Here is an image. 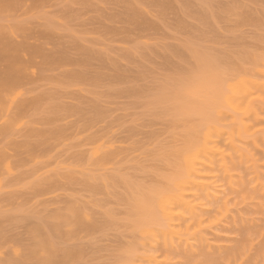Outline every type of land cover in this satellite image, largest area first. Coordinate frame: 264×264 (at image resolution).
Wrapping results in <instances>:
<instances>
[{
	"label": "rangeland",
	"instance_id": "374dc122",
	"mask_svg": "<svg viewBox=\"0 0 264 264\" xmlns=\"http://www.w3.org/2000/svg\"><path fill=\"white\" fill-rule=\"evenodd\" d=\"M4 1H7L5 7L8 8L9 6L7 10L2 7ZM12 1L14 2V0H0V7L3 8V10L0 8L1 25L12 26V23H15L14 25L20 24L17 25L18 27L21 24L25 26L21 27V30L15 28L16 26L11 30L0 26V32H3L1 27L4 30H10L4 31L3 34L11 35L10 38L16 39V42H14L19 45L24 38L25 41L30 36L37 37L35 38L36 41H34V38L25 41L28 44L31 41L36 42L35 45L31 42L33 46H30L34 48V52L29 50V46L27 49L36 57L27 52L25 47L27 45H21L23 50L20 57L23 56L24 62L28 64L27 67L24 66L25 69L20 65L22 58H20V62L18 60L19 63L11 61L15 65L18 64L14 68L15 66L13 67V63L9 62V58H7L9 60L7 62L6 56L1 55L0 57V67H6L3 60L4 63L7 62V69L10 68L8 64H12V73L16 71L13 73L14 78L17 72H22L23 75L21 74L20 77H23L25 73L28 74L29 69L27 71V68H30L31 72L29 73L31 76L28 74L24 77L33 78L34 76V80H29V77L15 78V80H20L23 85L29 83L25 85L27 87L22 88V84L21 87L18 84L21 82L16 83L15 81V85L22 88V90L29 88L27 93L30 94L23 90L24 97L27 95L28 100L31 99L30 101L33 102L25 98L26 103L28 102L27 106L25 104L27 110L22 109V107L16 110L18 115L22 116L19 117L17 113H14V116H11L12 118L15 117L14 120L10 118L5 125L3 122L6 121L7 117L4 119L0 115V119H2L0 123L3 121V127L0 125V135L2 134L4 137L0 136V139L2 138L0 143L4 146L0 147V155H2L0 158L3 157L4 162H6L4 163L0 159V168L3 167L0 170V178L4 173V176L0 179V264H127L128 260L136 264L134 258H138L137 262H143L137 264H188L189 261L190 264H195L194 262L198 261V258L200 260L196 264H203L202 262L223 264L226 258H230L229 260L232 258V261H229V263L225 261L224 264H264L261 262V260L264 261V0H24L22 3H20L22 0L20 2L16 0L19 2L15 1L18 4L17 8ZM11 7L14 8L9 13ZM4 10L6 12L2 13L1 11ZM8 10L9 12H7ZM18 31L21 33L26 32L28 35L23 33L25 34L23 38V34ZM19 37H22L20 38L22 41ZM25 42L21 44H27ZM38 43L39 45H37ZM41 50L42 53L39 54ZM46 56L50 58H46ZM34 57L37 58L36 61L38 60L36 62L38 68L37 66L34 67ZM17 59H19L18 56ZM32 59L34 60V64L31 61L33 67L29 65V60ZM43 60L49 63L44 64ZM233 63L234 66L238 65L235 66V69L234 66L231 67ZM241 64L243 66H240ZM254 65L256 67L252 68ZM207 66L208 68H206ZM5 67L4 70L0 68L1 79L8 78L6 76L9 75L8 71L10 69L7 71ZM238 67L239 71L249 72L250 76L242 75V72L239 75V71H234ZM201 68L203 70L204 68L217 70L212 69L224 86L226 81H229L225 86L226 88L224 87L226 92H223L225 96V99L223 96V101H226L227 104L223 102L224 107L222 106V109H220V105L217 109L218 113L215 111L219 119L214 117L216 115L208 117L202 115L201 112H197V108L188 102L187 93L184 91L183 85L190 80L195 70H201ZM222 70L228 74H226L227 79H225V74H220ZM36 71L39 72L36 74ZM254 71L255 74L258 73L257 77L253 75ZM4 72L7 75H4ZM39 74L40 76H38ZM9 77L8 79L14 82L13 77L11 75ZM232 78L236 80L233 81ZM31 83L32 86H35L32 87ZM30 87L32 90H30ZM229 88L231 91H228ZM237 90L244 91L239 92ZM35 93L39 95L37 96ZM41 93V98L44 100L38 98ZM245 96L248 97L244 98ZM233 97L236 98L233 99ZM239 100L243 103H240ZM42 101L43 103H41ZM36 104L38 105L36 106ZM241 106L243 109H241ZM35 107L37 108L35 109ZM29 111L31 112L30 119H28V115L30 116ZM33 111L36 112L34 117L38 115L41 117L38 116L39 119L31 120V118L34 119L32 116ZM24 117L28 119V121L24 119L25 123L22 122ZM236 117H240V119ZM41 118L44 119L37 121ZM205 120L206 122H204ZM8 121H11L10 124L13 122L16 129L14 126L11 128ZM45 121L49 124L46 128L44 127L46 125ZM260 121H263V123ZM42 122L43 126H41ZM31 123H34V125H30ZM37 123H40L39 126ZM200 123H208L205 125V130L198 127L202 125ZM232 123L234 124L233 127ZM260 123L262 126H260ZM27 124L28 126H26ZM194 124L199 125L196 127ZM29 125L30 128L27 131L26 127H29ZM208 125L209 127H207ZM22 126L26 127L23 128ZM32 126H36V129ZM251 126L255 130L252 128V130L247 129ZM20 129L24 130L19 132ZM198 129H201L204 133ZM90 132H93L92 135L95 136H91V138L94 137L95 140L100 138L99 141L102 139V142L98 141L99 144H97L98 142L96 143L93 138H89ZM212 132L220 137L215 138ZM26 133L27 135H25ZM77 133H80V138V135L75 136ZM183 133L193 136L195 142L199 141L201 147L198 144L197 150H194L196 148V145L193 146L195 144L194 139L187 141L189 135L184 136ZM29 134L32 136L29 137ZM99 134L105 137L101 138L102 136ZM200 134L202 136H199ZM34 135L39 136L40 139L34 137ZM49 135L52 137L50 140H48ZM26 136H28V140ZM85 136L89 138V141L85 139ZM13 138L20 141V146L24 143L19 148L20 150L15 146L16 141ZM30 139L31 142H28ZM221 139L224 141L222 142ZM92 140L95 141L94 144L96 143L95 145L98 148L93 145ZM104 141H107L108 145ZM35 142L41 143L40 145H47L46 148L41 146V149L39 144L36 143L39 146L38 148L41 149L40 152L43 150V155L40 152L39 154L36 153L39 150L31 152L32 145L35 146ZM221 142L222 146L219 145ZM8 144H10V147H8ZM176 144L178 146H175ZM179 145H184V147H179ZM171 146L175 147V149L173 147V155L170 154ZM219 146L223 148L220 151ZM167 147H170V150H167ZM7 148L13 150V154ZM86 148L89 152L84 151ZM180 148L187 150L189 148L190 151H187L188 156L185 154L186 151L184 149L182 151ZM160 149L164 150L161 152ZM175 150L178 153L181 151L182 154L185 151L184 154L187 157L182 155L184 160L181 161L185 165L179 161L182 158L179 156L181 154H178V158L177 155H174ZM120 151H126V154L123 152V155ZM116 153L117 155H113ZM188 153L195 155L194 158L189 157ZM4 154L8 155L5 156ZM107 154L109 155L107 156ZM88 157L89 159L91 157V160ZM43 158H45L46 164L50 161L47 167L43 166L44 160L41 161ZM52 158L55 162L51 161ZM86 158L88 161H86ZM108 158L111 159L110 162L113 161V163L111 162L113 166L110 165ZM11 159L14 160H12V163ZM212 159L213 161H211ZM47 160L49 161L47 162ZM194 160H198V163ZM207 162L215 163L209 166ZM223 162L227 163L228 166H222ZM7 163L9 165H16L17 163V169L14 166H8ZM87 164L92 168L87 167ZM181 164L185 169L182 168ZM17 166L22 169H18ZM44 167L50 168L48 170L50 174L47 172V177L46 175L43 177V174L47 171ZM101 167L105 169H101ZM174 167H177V169ZM225 167L229 168V170L227 169L228 172ZM37 168H40L41 171L45 170L41 172ZM186 168L188 169L186 170ZM192 168L193 171L195 168L196 171L199 170L197 172V174L199 173L198 176L192 171ZM3 169L6 173L5 171L2 172ZM170 169H172V173L169 172ZM13 170L16 171L13 172ZM57 170L59 171L58 176L62 177L60 179L55 176ZM191 171L192 173L189 174ZM178 173H180V177H178ZM63 174L66 177H63ZM33 175H35L34 180L32 179ZM166 177L167 182L165 181ZM4 178L6 179L4 180ZM207 179L210 182H207ZM162 180L165 182H162ZM105 181H107L106 184ZM178 181L184 182L185 188L180 189L181 185H178L180 188L176 187ZM222 181L224 182L222 183ZM38 182L40 184H36ZM216 183L217 185H212ZM165 186H168V189ZM168 191H171L172 195L168 194ZM224 191L229 192V194L232 193V195H228ZM161 193L172 200L168 197L164 198ZM156 194L159 195L160 199ZM205 196L207 197L206 200ZM153 197L155 201L157 200L156 203L151 201L154 200ZM184 197L191 201V206H195L197 211H200L197 213L198 220H196V217L191 218L192 216L189 215L188 210L182 209L183 207L181 208L178 204L186 201ZM210 197L212 198L209 199ZM162 198L169 199L170 204H167L168 201L166 200L165 203ZM161 199L164 204H167V206L173 205V207L166 206L165 211H160L162 208L158 209V206L163 205L159 201ZM176 199H182V201L177 203ZM75 202H79L82 206H78ZM208 203L210 205H207ZM66 204H68L67 207H65ZM72 204H76V209ZM139 206L142 208H139ZM154 206L156 208H153ZM82 207L83 210H81ZM174 207L177 209H175L176 211L173 209ZM65 208L69 209L66 210ZM150 208L151 210L154 209L151 213H149ZM170 208L174 213L184 211V214H187L188 217L183 215L175 217L178 219L175 220L176 223L181 222L184 226L179 225L168 228V222H166L168 220L162 214ZM213 209L214 211H212ZM67 211L75 214L69 215ZM40 212H43L52 221L48 220L46 216L43 219L44 215H41ZM55 213L63 218V223L60 222L61 219ZM78 213H82V217ZM155 213H160L161 217L164 216L162 217L164 220H161L158 214L156 216ZM72 217L76 219L74 220ZM78 217L79 219H77ZM149 217L150 221L148 223ZM189 217L190 219H188ZM57 218L60 220L59 223H55V221H58ZM140 219H142V222L139 221ZM180 219L183 220L179 221ZM67 220L72 224L71 227L69 226L70 229L68 227L70 224L66 223ZM80 220L88 222L87 224L83 222L84 225ZM143 220H146V223ZM160 220L161 222H159ZM162 221H164L165 226ZM193 221L194 224L192 225ZM150 223L152 224L150 225ZM83 225L89 231L86 232ZM79 226H83L84 228L80 229H84L85 232L84 230L79 231ZM157 226L161 229H158ZM73 228L76 229L75 232L72 231ZM164 229L167 232L173 229L172 231L175 230L173 234H175L171 235L170 238L169 235L172 232L170 234L165 232L167 234H164ZM65 231H68L69 237ZM256 231L257 234L259 233V238L255 235ZM250 232H254V234L251 235ZM77 234L79 235L76 236ZM150 238L155 241H151ZM217 238L219 241H217ZM157 239L161 241L158 243ZM260 245L261 248H258ZM140 246L146 248L141 249ZM177 246L180 247V250ZM132 249L133 251H130ZM147 249L151 250L148 252ZM172 249L175 251L173 252ZM224 250L226 252L222 253ZM165 251L167 254L164 253ZM129 254H131V257ZM168 254H173V256ZM186 254H190L189 258L194 262L192 260L185 261L187 259ZM216 254L225 257L224 261L222 260V262V257ZM250 255H253L254 258ZM141 256L143 257L141 258ZM248 259L251 263L248 262ZM200 261L202 262L200 263Z\"/></svg>",
	"mask_w": 264,
	"mask_h": 264
},
{
	"label": "bare ground",
	"instance_id": "6f19581e",
	"mask_svg": "<svg viewBox=\"0 0 264 264\" xmlns=\"http://www.w3.org/2000/svg\"><path fill=\"white\" fill-rule=\"evenodd\" d=\"M15 1H16V0H14V2L12 1V3L16 4V2H18V1L20 2L21 0H18V1H16V2H15ZM19 2H18V3H19ZM22 2H24V0H22L20 3H22ZM2 3H3V4H2V5H3L2 7H5V5L7 6V1H6V2L4 1V2H2ZM4 3H5V4H4ZM8 4H9V2H8ZM9 5H11V4H9ZM17 5H18V4H16V8H17ZM0 6H1V5H0ZM2 7H0V8H2ZM5 8H6V7H5ZM12 8H14V7H11V8H10V9H11L10 12H9V10H8L7 12L11 13V11H13ZM7 9H9V6H8V8H6V10H7ZM2 10H3V8H2ZM1 12L4 13V12H6V11L4 10V11H1ZM0 14H1V13H0ZM5 14H8V13H5ZM1 16H2V15H1ZM3 16H6V15H3ZM3 21H5V20L3 19ZM1 22H2V21L0 20V26H4L5 28L7 27V29H10V30H11V28L14 29L13 27H15V26H16L15 28H19V30H21V27L25 26V25L22 26V24H21V26L18 27L17 25H20V24L14 25L15 23H14V24L12 23V26L9 25V26H11V27H9L7 24H6V26H5V24H2V25H1ZM5 23H7V22H5ZM1 28H2V31H3V32H2V33L0 32V57H1V55H3V56H6V61L8 60L7 58H9V59H10V61L8 60L9 62L13 61L14 63H16V62L19 63V62H20V58L23 57V56L20 57V55H21V51L23 50V48L21 47V45H24V46L27 45V46H25V47H26V50L28 49V46H29V48H30L29 50L32 51L34 48H31L30 46H33V45L36 44V42H34V41H36L35 38H36L37 36H36V37H35V36H34V37L30 36V38H34V41H31V42H33V45H32V43H31L30 41H29L30 43L28 44V43L25 42V41H28L30 38H27V39L24 41V39H25V38H24V37H25L24 35L27 34V33H26V32H23V33H25V34H23V33H21L20 31H18V32H20V34H23V35H22L23 38H24V39H22L23 42L27 43V44H21V43H23V42H20V45H19V44L15 43V42H16V41H15L16 39L13 40V39H12L13 37L10 38L11 35L9 36V35H7V34H6V35L3 34V33L6 32L7 29L4 30L3 27H1ZM25 28H26V27H25ZM10 30H7V31H10ZM23 30H24V29H23ZM0 31H1V30H0ZM4 31H5V32H4ZM16 31H17V30H16ZM27 31H28V30H27ZM28 32H29V31H28ZM11 33L14 34L13 32H11ZM11 33H8V34H11ZM15 34H17V33H15ZM29 34H30V32H29ZM18 35H19V34H18ZM27 35H28V34H27ZM27 35H26V36H27ZM30 35H31V34H30ZM32 35H35V34H32ZM12 36H13V35H12ZM15 36H16V35H15ZM19 36H20V35H19ZM17 37H18V36H17ZM17 37H16V38H17ZM14 38H15V37H14ZM20 38H22V37H19V39H20ZM38 38H39V36H38ZM9 39H11V40H9ZM12 40H13V41H12ZM17 40H18V39H17ZM20 40H21V39H20ZM22 40H21V41H22ZM31 40H32V39H31ZM39 40H40V38H39ZM14 41H15V42H14ZM17 42H18V41H17ZM40 43H41V42H40ZM30 44H31V45H30ZM37 45H39V43H38ZM35 47H37V46H35ZM38 47L40 48V46H38ZM41 47H42V46H41ZM36 49H38V48H36ZM29 50H27L28 53H31V55H35V54H33L32 52H30ZM39 51H40V50H39ZM39 51H38V52H39ZM43 51H45V50H43ZM33 52H34V50H33ZM24 53H26V52H24ZM28 53H27V54H28ZM40 53H42V50H41V52H39V54H40ZM17 54H18V55H17ZM22 54H23V53H22ZM46 54H47V52H46ZM3 56H2V57H3ZM17 56L19 57V59H17ZM24 56H25V55H24ZM40 56H41V55H40ZM44 56H45V55H44ZM35 57H36V55H35ZM35 57H34L35 61H34L33 59H32V60H29V61H30L29 65H31V63L34 61L35 64H34V62H33L32 64H34V65H35L34 67L36 68V66H37V64H38V63L36 64V62H37L38 60L36 61L37 58H35ZM42 57H43V55H42ZM42 57H41V58H42ZM3 58H4V57H3ZM28 58H29V57H28ZM43 58H44V57H43ZM46 58H50V57H47V56H46ZM0 59H1V58H0ZM16 59H17V60H16ZM30 59H31V58H30ZM18 60H19V62H18ZM22 60H23V58H22ZM22 60H21V62H22ZM46 60H47V59H46ZM48 60H49V59H48ZM209 60H210V59H209ZM8 61H7V62H8ZM31 61H32V62H31ZM49 61H50V60H49ZM201 61H202V60H201ZM206 61H208V60L206 59ZM206 61H205V63L207 64ZM0 62H1V61H0ZM4 62H5V61L3 60V64H6V67L4 66V67L6 68V70L8 71V70L10 69V70L8 71V72H9V75L6 76V77L10 78V77H9L10 75L13 77V76H14L13 73H15L16 71H13V73H12V70H13V68H12V66H11L12 64L10 65V63H9L8 65L10 66V68L7 69V67H8V66H7V62H6V63H4ZM13 62H11V63H13ZM21 62H20L21 67L25 69V67H27L28 64H27L26 62H24V60H23L22 64H23V63H24V64H23V66H22ZM43 62H44V60H43ZM46 62H48V61H45L44 64H45ZM203 62H204V61H203ZM210 62H211V61H210ZM210 62H209V63H210ZM14 63H13V67L15 66L14 68H16V67L18 66V64L15 65ZM48 63H49V62H48ZM25 64H26V65H25ZM212 64H213V63H212ZM20 65H19V66H20ZM208 65H209V64H208ZM210 65H211V64H210ZM1 66H2V65H1ZM24 66H25V67H24ZM31 66L33 67V65H31ZM232 66H234V63L231 65V67H232ZM235 66H238V65H235ZM235 66L233 67L234 69L236 68ZM240 66H243V65L241 64ZM4 67H0V68H2V69L4 70ZM32 67H31V68H32ZM203 67H205V66L203 65ZM203 67H202V68H203ZM255 67H256V65H254L252 68H255ZM257 67H258V66H257ZM11 68H12V70H11ZM18 68H20V67H18ZM37 68H38V66H37ZM202 68H201V70H203ZM206 68H208V66H207ZM214 68H215V66H214ZM214 68H211V69H214ZM218 68L220 69L219 66H218ZM233 68H231V69H233ZM240 68H241V67H240ZM243 68H244V67H243ZM28 69H29V72H31V71H30V68H27V71H28ZM33 69H34V68H33ZM33 69H32V70H33ZM204 69H205V68H204ZM231 69H230V71H232ZM238 69H239V67L237 68V70H234V71H239ZM257 69H258V68H257ZM257 69H256V70H257ZM6 70H5V71H6ZM20 70H21V69H20ZM214 70H215V69H214ZM225 70H226V69H225ZM253 70H254V69H253ZM7 71H6V72H7ZM24 71H26V70H24ZM27 71H26V72H27ZM39 71H40V70H39ZM39 71H38V72H39ZM215 71H217V70H215ZM1 72H3V71H1ZM6 72H4V73H5L4 75H7ZM29 72H28V74H30ZM34 72H35V71H34ZM38 72L36 71V74H37ZM224 72H225V73H224ZM224 72H223V70H222V71L220 72V74L223 73V74L226 75V74H227L226 71H224ZM241 72H242V75H243V74H244L245 76H246V75H247V76L249 75V72H246V71H244L245 73H243V71H239V75L241 74ZM257 72H258V71H257ZM10 73H11V74H10ZM18 73H19V72H17V75L15 74V75H16V76H15L16 79H17V78H23L24 76L28 75V74L25 73V75H24L23 77H20V75L22 74V72H20L19 74H18ZM234 73H235V72H234ZM246 73H247V74H246ZM32 74H33V73H32ZM235 74H236V73H235ZM235 74H234V75H235ZM257 74H258V73L255 74V71H254V74H253V75H254L255 77H257ZM22 75H23V74H22ZM22 75H21V76H22ZM225 75H224V76H225ZM227 75H228V74H227ZM227 75H226V78H225V79L228 78ZM260 75H261V74H260ZM260 75H259V76H260ZM29 76H31V74H30ZM29 76H27V77H29ZM32 76H33V75H32ZM36 76H37V75H36ZM38 76H40V74H39ZM41 76H42V74H41ZM237 76H238V75H237ZM237 76H236V77H237ZM249 76H250V75H249ZM27 77H24V78H27ZM236 77H235V78H236ZM261 77H262V76H261ZM8 78H7V79H6V78H5V79H1V78H0V79L2 80V81L0 80V113H1L0 115H1L2 118H4V119L7 117V118L5 119L6 121L4 120L5 122L2 121L3 124H5V125L7 124V120H9L10 118L14 120L15 117L12 118L11 116H12L14 113H17V112H18V111H16L17 109H21V107H22V109H23V108H24V109L27 108V107H25V104H26V106H27L28 102L26 103V101H27L28 98H29V97H26L27 95H25V97H24V92H23V90H24V91L26 90L25 92L27 93V89H29V88H25V89L22 90V88H23V87H27V86H25V85H28L29 83H24L25 85H23L22 82H21L20 80H15L14 77L12 78V79H14V82H13V80L11 81V79L9 80ZM31 78H32V77H31ZM31 78L29 77V80H34V79H33L34 76H33L32 79H31ZM36 78H37V77H36ZM238 78H239V77H238ZM250 78H251V77H250ZM236 79H237V78H236ZM236 79H233V78H232L233 81L236 80ZM258 79H259V78H258ZM262 79H263V78H262ZM38 80H39V77H38ZM15 81H16V83H18V81H20L21 83H18V84H20V85H19L20 87H21V84H22V88H20V87H18L17 85H15V84H16ZM23 81H24V80H23ZM259 81H260V80H259ZM34 82H36V81H34ZM228 82H229V81H226L225 86H226V84H227ZM31 86H32V83H31ZM34 86H35V85H34ZM34 86H32V87H34ZM225 86H224V87H225ZM30 88H31V87H30ZM225 88H226V87H225ZM30 90H32V88H31ZM35 90H36V89H35ZM250 90H251V89H250ZM259 90H260V89H259ZM33 91H34V90H33ZM36 91H37V90H36ZM228 91H231L230 88L228 89ZM235 91H236V90H235ZM237 91H239V90H237ZM241 91H242V90H241ZM241 91H239V92H241ZM243 91H244V90H243ZM243 91H242V92H243ZM260 91H261V90H260ZM260 91H259V92H260ZM28 92H29V91H28ZM31 92H32V91H31ZM224 92H226V90H224ZM233 92H234V90H233ZM257 92H258V91H257ZM38 93H39V91H38ZM229 93H230V92H229ZM27 94H30V93H27ZM35 94H36V93H35ZM236 94H237V92H236ZM240 94L243 95L242 93H240ZM260 94H261V93H260ZM32 95H33V94H32ZM36 95L38 96L39 94H36ZM44 95H45V94H44ZM34 96H35V95H34ZM223 96H224V95H223ZM252 96H253V95H252ZM31 97H32V96H31ZM41 97H42V93H41L40 97H38V98H41ZM247 97H248V96H247ZM247 97L245 96L244 98H247ZM250 97H251V96H250ZM262 97H263V96H262ZM25 98H27V100H26ZM35 98H36V97H35ZM38 98H37V99H38ZM235 98H236V97H233V99H235ZM41 99L44 100L43 98H41ZM224 99H225V96H224ZM30 100H31V99H29L28 101H30ZM45 101H46V100H45ZM236 101L238 102V100H236ZM30 102H32V101H30ZM223 102L225 103L226 101H223ZM237 102H236V103H237ZM239 102H240V103H241V102L243 103V101H240V100H239ZM246 102H247V100H246ZM32 103H33V102H32ZM41 103H43V101H42ZM45 103H46V102H45ZM229 103H230V102H229ZM257 103H259V102H257ZM226 104H227V102H226ZM37 105H38V104H36V106H37ZM241 105H244V104H241ZM246 105H247V104H246ZM23 106H24V107H23ZM34 106H35V105H34ZM222 106H223V105L221 104V108H220V109H222ZM229 106H230V105H229ZM236 106H237V105H236ZM238 106H239V105H238ZM260 106H261V105H260ZM263 106H264V105H263ZM30 107H31V106H30ZM32 107H33V106H32ZM191 107H192V106H191ZM223 107H224V106H223ZM233 107L235 108L234 105H233ZM233 107H232V108H233ZM33 108H34V107H33ZM36 108H37V107H35V109H36ZM40 108H41V107H40ZM195 108H196V107H195ZM232 108H231V109H232ZM234 108H233V109H234ZM31 109H32V108H31ZM38 109H39V108H38ZM48 109H49V108H48ZM54 109H55V108H54ZM241 109H243L242 106H241ZM244 109H245V108H244ZM25 110H27V109H25ZM33 110H34V109H33ZM185 110H186V109H185ZM224 110H225V108H224ZM235 110H236V109H235ZM15 111H16V112H15ZM35 111H36V110H35ZM38 111H39V110H38ZM38 111H37V112H38ZM50 111H51V110H50ZM216 111H217V110H216ZM227 111H228V110H227ZM29 112H30V111H29ZM41 112H42V111H41ZM54 112H55V110H54ZM185 112H186V111H185ZM197 112H199V111H197ZM19 113H20V112H19ZM24 113H25V112H24ZM32 113H33L32 116H33L34 119L31 118V120H36L37 118L39 119V118L41 117L40 115H38V116H40V117H38L37 115H36L37 117H34V113H36V112L33 111ZM42 113H43V112H42ZM217 113H218V111H217ZM238 113H239V112H238ZM21 114H22V113H21ZM26 114L28 115V113H26ZM26 114H25V115H26ZM43 114H44V113H43ZM45 114H46V113H45ZM226 114H227V113H226ZM261 114H262V112H261ZM3 115H5V116H3ZM17 115H18V113H17ZM25 115H24V116H25ZM202 115H203V114H202ZM214 115H216V112H215ZM214 115H213V116H214ZM217 115H218V114H217ZM217 115L214 116V117H218ZM13 116H14V115H13ZM18 116L20 117V116H22V115H18ZM46 116H47V115H46ZM56 116H57V114H56ZM230 116H231V115H230ZM253 116H254V115H253ZM255 116H256V115H255ZM255 116H254V117H255ZM28 117H29L28 119H30V117H31V112H30V116L28 115ZM202 117L204 118V116H202ZM202 117H201V118H202ZM227 117H228V116H227ZM249 117H250V116H249ZM16 118H17V117H16ZM26 118H27V116H26ZM56 118H57V117H56ZM221 118H222V117H221ZM231 118H232V116H231ZM236 118H237V117H236ZM24 119H25V117L22 119V122H24L25 120L28 121V119H25V120H24ZM43 119H44V118H43ZM43 119L41 118L40 120H37V121H41V120H43ZM218 119H219V117H218ZM218 119H217V120H218ZM228 119H229V118H228ZM237 119H240V117H238ZM0 120H2V119H0ZM31 120H30V121H31ZM201 120H202V119H201ZM225 120H226V119H225ZM230 120H231V119H230ZM248 120H250V119H248ZM252 120H253V119H252ZM15 121H16V119H15ZM15 121H14V122H15ZM19 121H20V119H19ZM55 121H56V119H55ZM221 121L223 122V119H222ZM2 122L0 123L1 126L3 125ZM10 122H11V121H10ZM10 122L8 121V124H10ZM31 122H33V121H31ZM43 122H44V121H43ZM43 122H42V125H41V126H43ZM45 122H46V121H45ZM200 122H201V121H200ZM202 122H203V121H202ZM204 122H206V120H205ZM207 122H208V121H207ZM219 122H220V120H219ZM227 122H228V121H227ZM231 122H233V121L231 120ZM240 122H241V121H240ZM240 122H238V123L240 124ZM248 122H249V121H248ZM251 122H252V121H251ZM260 122H261V121H260ZM20 123H21V121H20ZM24 123H25V122H24ZM24 123H23V124H24ZM235 123H237V122H235ZM261 123H263V121H262ZM261 123H260V126H262ZM12 124H13V122H12ZM12 124H10L11 128L15 125V124H13V125H12ZM28 124H29V122H28ZM28 124H27L26 126H28ZM32 124L34 125V123H31L30 125H32ZM35 124H36V122H35ZM37 124H38V123H37ZM39 124H40V123H39ZM39 124H38V126H39ZM45 124H46V125H45L44 127L46 128V126H47L48 123L46 122ZM200 124H202V125H199V124H197V125L194 124V125H196V127L199 125L198 127L204 129V128L206 127L205 125L208 124V123H206V124H205V123H200ZM203 124H204V125H203ZM219 124H220V123H219ZM5 125H4V126H5ZM16 125H17V124H16ZM20 125H21V124H20ZM30 125H29V127L24 126V127L27 128V131H28V128H30ZM48 125H49V124H48ZM187 125H188V124H187ZM187 125H186V126H187ZM191 125H192V124H191ZM194 125H193V126H194ZM231 125H232V127L234 126L233 123H232ZM245 125H246V124H245ZM248 125H249V123H248ZM254 125H255V124H254ZM10 126H9V128H10ZM36 126H37V125H36ZM36 126H32V127H34V128L36 129ZM41 126H40V127H41ZM223 126H224V125H223ZM2 127H3V126H2ZM15 127H16V126H14V128H15ZM22 127H23V126H22ZM22 127H21V128H22ZM24 127H23V128H24ZM32 127H31V129H33ZM40 127H38V128H40ZM194 127H195V126H194ZM207 127H209V125H208ZM224 127L226 128V126H224ZM11 128H10V129H11ZM17 128H18V127H17ZM210 128H211V126H210ZM221 128H222V126H221ZM242 128H243V127H242ZM251 128H252L253 130H255V128H254L253 126L247 128V129L252 130ZM1 129H2V128H1ZM15 129H16V128H15ZM15 129H14V130H15ZM223 129H224V128H223ZM226 129H227V128H226ZM22 130H24V129H22ZM22 130L20 129L19 132H21ZM33 130H34V129H33ZM37 130H38V129H37ZM37 130H36V131H37ZM47 130H48V127H47ZM198 130H200V132H203V131H201V129H198ZM198 130H197V131H198ZM204 130H205V129H204ZM206 130H207V129H206ZM187 131H188V130H187ZM187 131H184V132L186 133ZM261 131H262V130H261ZM33 132H34V131H33ZM40 132H41V130H40ZM44 132H45V131H44ZM0 133H1V132H0ZM22 133H23V132H22ZM90 133H91V132H90ZM90 133H89V134H90ZM92 133H93V132H92ZM92 133H91L90 135L88 134V135L90 136L89 138H91V136H94V135H92ZM188 133H190V132H188ZM203 133H204V132H203ZM214 133H215V132H214ZM3 134H4V133H3ZM40 134H41V133H40ZM42 134H43V132H42ZM93 134H94V133H93ZM183 134H184V133H183ZM212 134H213V132H212ZM243 134H244V133H243ZM261 134H262V133H261ZM1 135H2V134H1ZM1 135H0V136H1ZM25 135H27V133H26ZM25 135H24V136H25ZM38 135H39V134H38ZM78 135H80V133H77V135H75V136L77 137ZM88 135H87V136H88ZM99 135L102 136L101 138L105 137V136H103V135H101V134H99ZM185 135H189V136H188L189 139H187V141H189V140H193V139H194L193 136H191L190 134H184V136H185ZM214 135H215V134H213V136H214ZM217 135H218V134H217ZM217 135H215V138H216V137H217V138L220 137V136L218 137ZM244 135H245V134H244ZM244 135H243V136H244ZM252 135H253V134H252ZM252 135H251V136H252ZM24 136H23V137H24ZM30 136H32V135L29 134V137H30ZM44 136H45V134H44ZM47 136H48V135H47ZM100 136H99V137H100ZM199 136H202V135L200 134ZM213 136H211V138H213ZM253 136H254V135H253ZM26 137H27V140H28V136H26ZM34 137L40 139L39 136L37 137V136L34 135ZM45 137H46V136H45ZM45 137H44V138H45ZM80 137H81V135L79 136V138H80ZM82 137H83V136H82ZM94 137H95V136H94ZM94 137H92V138L94 139ZM182 137H183V136H182ZM188 137L186 136V138H188ZM190 137H191L192 139H191ZM225 137H226V135H225ZM245 137H246V136H245ZM245 137H243V138H245ZM256 137H257V136H256ZM2 138H4L3 135H2ZM2 138H1V139H2ZM51 138H52V137H50V135H49V139H48V140H50ZM89 138H86V136H85V139L88 140V141H89ZM92 138H91V139H92ZM96 138H97V136H96ZM106 138H107V137H106ZM183 138H185V137H183ZM201 138H202V137H200V139H201ZM248 138H249V137H248ZM252 138H253V137H252ZM1 139H0V140H1ZM11 139H12V138H11ZM11 139H10V141H11ZM13 139H14V138H13ZM21 139H22V138H21ZM25 139H26V138H25ZM81 139H82V138H81ZM83 139H84V138H83ZM91 139H90V140H91ZM99 139H100V138H98L97 140H95V139H94V140H95L96 143H97V142L99 141ZM104 139H105V138H104ZM224 139H225V138H224ZM7 140H8V139H7ZM14 140L16 141V139H14ZM14 140H13V141H14ZM33 140H34V139H33ZM94 140H92V141H93V145L96 144V143L94 144V142H95ZM101 140H102V139H101ZM101 140H100V141H101ZM182 140H183V139H182ZM184 140H185V139H184ZM211 140H212V139H211ZM217 140H218V139H217ZM221 140H222V139H221ZM226 140H227V139H226ZM10 141H9V142H10ZM13 141H12V142H13ZM15 141H14V142H15ZM36 141H37V140H36ZM39 141H40V140H39ZM39 141H38V142H39ZM45 141H46V140H45ZM45 141H44V143H45ZM100 141H99V142H100ZM201 141H203V139H201ZM215 141H216V140H215ZM223 141H224V140H222V142H223ZM228 141H229V140H228ZM0 142H1V141H0ZM2 142H3V141H2ZM6 142L8 143V141H6ZM28 142H31V139H30V141H28ZM38 142H35V146L37 145L36 143H38ZM99 142H98L97 144H99ZM101 142H102V141H101ZM180 142H181V141H180ZM198 142H199V141H198ZM198 142H195V139H194V143H195V144H194L193 146L196 145V148L194 147V148H195L194 150H197V146H198V144H199V146L201 145V144L198 143ZM219 142H220V141H219ZM222 142H221V144H219L220 146H222ZM259 142H260V140H259ZM3 143H5V142H3ZM7 143H6V144H7ZM18 143H19V145L17 146ZM22 143H23V142H22ZM22 143H21V144H22ZM33 143H34V142H33ZM46 143H47L48 145H50V143H48L47 141H46ZM104 143H106V144L108 145V142H107V141H104ZM109 143H111V142H109ZM184 143H185V141H184ZM191 143H193V142L191 141ZM196 143H197V144H196ZM201 143H202V142H201ZM203 143H204V142H203ZM206 143H207V142H206ZM208 143H209V141H208ZM215 143H216V142H215ZM0 144H1V143H0ZM10 144H11V142H10ZM10 144H8V147H10V146H9ZM14 144H15V143H14ZM23 144H24V143H23ZM23 144H22V145H23ZM26 144H27V143H26ZM26 144H25V145H26ZM38 144H39V143H38ZM40 144H41V143H40ZM40 144H39L40 147H41V146H44V145H40ZM111 144H112V143H111ZM111 144H110V145H111ZM204 144H205V143H204ZM216 144H217V143H216ZM2 145H3V144H1L0 147H1ZM4 145H5V144H4ZM22 145H21V146H22ZM93 145H92V146H93ZM102 145H104V144H102ZM112 145H114V144H112ZM6 146H7V145H6ZM15 146L18 147V149H19V148L21 147V146H20V141L17 140ZM32 146H33V147L31 148V152H32V151H38V150H39L38 152H36L37 154H39V152H40V150L42 149V147H41V149H40V148H38V147H39L38 145H37V147H35L34 144H33ZM45 146H47V145H45ZM45 146H44V148H46ZM95 146H96V145H95ZM99 146H100V145H99ZM115 146H116V145H115ZM115 146H114V148H115ZM175 146H178V144H176ZM180 146H181V147H184V145H179V147H180ZM203 146H204V145H203ZM207 146H208V144H207ZM220 146H219V151H220V149H223V148H220ZM223 146H224V145H223ZM2 147H4V146H2ZM12 147H13V146H12ZM26 147H27V146H26ZM26 147H25V149H26ZM30 147H31V146H30ZM96 147H97V146H96ZM96 147H95V149H96ZM108 147L110 148L111 146H108ZM112 147H113V146H112ZM160 147H161V146H160ZM162 147H163V146H162ZM173 147H174V146H171L172 150L170 151V152H171L170 154H172V155H173V152H172V151L175 149V147H174V149H173ZM185 147H186V146H185ZM200 147H201V146H200ZM22 148H24V147H22ZM22 148H21V149H22ZM28 148H29V147H28ZM33 148H34V150H33ZM36 148H37V149H36ZM97 148H98V147H97ZM119 148H120V147H119ZM121 148H122V147H121ZM164 148H165V147H164ZM177 148H178V147H177ZM192 148H193V147H192ZM204 148H205V147H204ZM3 149H5V148H3ZM7 149H8V148H7ZM12 149H13V148H12ZM14 149H15V148H14ZM48 149H50V148H48ZM86 149H87V148H86ZM86 149H85L84 151H85V152H86V151L89 152V150H88L89 147H88L87 150H86ZM99 149H100V148H99ZM99 149H98V150H99ZM180 149H181V148H180ZM180 149H179V150H180ZM183 149L186 151V153H185L186 155H187V151H188V152L190 151L189 148H188V150L185 149V148H182L181 150L183 151ZM200 149H201V148H200ZM253 149H254V148H253ZM1 150H2V149H1ZM8 150H9V152H11V153H12V151H13V150H11V149H8ZM19 150H20V149H19ZM45 150H46V149H45ZM90 150H91V149H90ZM100 150H101V149H100ZM102 150H103V149H102ZM104 150H105V148H104ZM163 150H164V149H162V150L160 149L159 151L162 152ZM167 150H170V147H169V148L167 147ZM176 150H177V149H176ZM176 150H175L174 155H175V156L177 155V156H176L177 158H178L179 156H180V158L182 157L181 160H179V161H180V163H183V164H184V162H181V161L184 160V156H185L184 152H185V151H184L183 154H182L181 151L178 153ZM205 150H206V149H205ZM213 150H214V148H213ZM22 151H23V150H22ZM42 151H43V150H42ZM42 151L40 152L41 154L43 153ZM91 151H92V150H91ZM106 151H107V150H106ZM115 151L117 152V150H115ZM1 152H2V151H1ZM25 152H26V151H25ZM44 152H45V151H44ZM123 152H125L124 154H126V151H120V153H122V154H123ZM168 152H169V151H168ZM176 152H177V153H176ZM199 152H200V150H199ZM225 152H226V151H225ZM256 152H257V151H256ZM3 153H5V152H3ZM27 153H28V151H27ZM49 153H51V152H49ZM90 153H91V152H90ZM96 153H97V152H96ZM101 153H103V152H101ZM108 153H109V152H108ZM223 153H224V152H223ZM1 154H2V153H1ZM12 154H13V153H12ZM52 154H53V152H52ZM124 154H123V155H124ZM127 154H128V153H127ZM178 154H181V155L178 156ZM188 154H189V153H188ZM234 154H235V152H234ZM259 154H260V153H259ZM4 155H5V154H4ZM7 155H8V154H7ZM7 155H5V156H7ZM31 155H32V154H31ZM42 155H43V154H42ZM90 155H91V154H90ZM90 155H88V156H90ZM103 155H104V154H103ZM105 155H106V153H105ZM108 155H109V154H107V156H108ZM113 155H117V153H116V154H113ZM113 155H112V157L114 158ZM182 155H184V156H182ZM196 155H197V154H196ZM217 155H218V154H217ZM1 156H2V155H0V157H1ZM10 156H12V155H10ZM36 156H37V155H36ZM44 156H45V155H44ZM97 156H98V155H97ZM127 156H128V155H127ZM187 156H188V155H187ZM187 156H185V157H187ZM190 156H191V158L193 159L195 155H190V154H189V157H190ZM192 156H193V157H192ZM201 156H202V155H201ZM246 156H247V155H246ZM20 157H21V156H20ZM27 157H28V156H27ZM48 157H50V156H48ZM53 157H54V156H53ZM99 157H101V156H99ZM116 157H117V156H116ZM125 157H126V156H125ZM125 157H124V158H125ZM198 157H200V156H198ZM202 157H203V156H202ZM202 157H201V158H202ZM208 157H210V156H208ZM216 157H217V156H216ZM12 158H14V157H12ZM39 158H42V157H39ZM54 158H55V157H54ZM54 158H52V160H51L52 162L54 161V160H53ZM96 158H98V157H96ZM121 158H122V155H121ZM196 158H197V157H196ZM201 158H199V159H201ZM0 159H1V158H0ZM6 159H8V157H6ZM17 159H18V158H17ZM19 159H21V158H19ZM23 159H24V158H23ZM44 159H45V158H43L42 160L40 159V160L43 161ZM46 159H47V158H46ZM49 159H50V158H49ZM88 159H89V157H88ZM98 159H99V160H102L101 158H98ZM122 159H123V158H122ZM182 159H183V160H182ZM197 159H198V158H197ZM202 159H203V158H202ZM206 159H207V158H206ZM210 159H211V158H210ZM213 159H214V158H213ZM213 159H212L211 161H213ZM1 160H3V162L5 161V160L3 159V157H2ZM12 160H13V159L10 160L11 163H12ZM21 160H22V159H21ZM57 160H58V159H57ZM89 160H91V157H90ZM95 160H96V159H95ZM109 160H111V159L108 158V161H109ZM113 160H114V159H113ZM186 160H187V159H186ZM253 160H254V159H253ZM6 161H7V160H6ZM8 161H9V160H8ZM10 161H9V164H10ZM13 161H14V160H13ZM36 161H37V159H36ZM48 161H49V160H47V162H48ZM86 161H88L87 158H86ZM96 161H97V160H96ZM194 161H195V160H194ZM197 161H198V160H197ZM197 161H195V162H197ZM200 161H201V160H200ZM205 161H206V160H205ZM207 161H208V159H207ZM216 161H217V160H216ZM224 161H225V159H224ZM0 162H1V161H0ZM20 162H21V161H20ZM38 162H39V160H38ZM43 162H44V165H43V166H46V167H47V165L49 164L50 161L48 162V164L45 163V162H46L45 160H44ZM43 162H40V163H43ZM54 162H55V161H54ZM109 162H110V161H109ZM111 162L113 163V161H111ZM111 162H110V165H112ZM115 162L117 163V161H115ZM115 162H114V164H116ZM203 162H204V160H203ZM235 162H236V161H235ZM4 163H6V162H4ZM31 163H32V162H31ZM89 163H90V162H89ZM197 163H198V162H197ZM205 163H206V162H205ZM207 163H208V162H207ZM214 163H215V162H214ZM214 163H213V164H214ZM216 163H217V162H216ZM220 163H221V162H220ZM1 164H2V163H1ZM7 164H8V163H7ZM9 164H8V166H14V167L16 168L17 163H16V165H12V164L9 165ZM50 164H51V163H50ZM52 164H53V163H52ZM208 164H209V166L213 165V164L210 163V162H209ZM210 164H211V165H210ZM242 164H243V163H242ZM242 164H241V166H243ZM18 165H19V163H18ZM41 165H42V164H41ZM57 165H58V164H57ZM62 165H63V164H62ZM87 165H88V164H87ZM98 165H99V163H98ZM101 165H102V164H101ZM167 165H168V164H167ZM179 165H180V164H179ZM181 165H182V164H181ZM184 165H185V164H184ZM218 165H219V164H218ZM223 165L226 166V167L228 166V164H227V163H224V162H223L222 166H223ZM230 165H231V164H230ZM6 166H7V165H6ZM20 166H21V165H20ZM59 166H60V165H59ZM64 166H65V165H64ZM112 166H113V165H112ZM112 166H111V167H112ZM170 166H171V165H170ZM195 166H196V165H195ZM197 166H198V165H197ZM17 167H18V166H17ZM24 167H25V165H24ZM40 167H41V166H40ZM49 167H50V165H49ZM60 167H61V166H60ZM62 167H63V166H62ZM66 167H67V166H66ZM87 167L92 168L90 165H88ZM95 167H96V166H95ZM104 167H105V166H104ZM172 167H173V166H172ZM179 167H181V166H179ZM215 167H216V166H215ZM226 167H225V168H226ZM2 168H3V167H2ZM2 168H0V170H1ZM5 168H6V167H5ZM8 168H9V167H8ZM8 168H7V169H8ZM12 168H13V167H12ZM19 168H21V167H18V169H19ZM30 168H31V167H30ZM44 168H45V167H44ZM50 168H51V167H50ZM50 168H48V169L45 168L47 171H46V173L43 174V177H44V175H46V174L48 175V173L50 174V172H48V170H49ZM54 168H55V167H54ZM63 168H64V167H63ZM85 168H86V167H85ZM108 168H109V167H108ZM114 168H115V167H114ZM114 168H113V169H114ZM174 168L177 169V167H174ZM174 168H173V169H174ZM182 168L185 169V167H184L183 165H182ZM197 168H199V167H197ZM16 169H17V168H16ZM21 169H22V168H21ZM37 169H39V170L41 171L40 168H37ZM45 169H44V170H45ZM61 169H62V168H61ZM86 169H88V168H86ZM101 169H105V168H102V167H101ZM187 169H188V168H186V170H187ZM195 169H196V168H195ZM195 169H194V171H193V168H192V171H193L194 173H196V176H198L199 173L197 174V172H198L199 170L196 171L197 169H196V170H195ZM202 169H203V168H202ZM205 169H206V168H205ZM207 169H208V168H207ZM227 169L229 170V168H226V169H225V170L228 172ZM256 169H257V168H256ZM256 169H255V170H256ZM9 170H10V169H9ZM23 170H24V169H23ZM30 170H31V169H30ZM30 170H28V171H30ZM39 170H38V171H39ZM44 170H43V171H44ZM51 170H52V169H51ZM54 170H55V169H54ZM74 170H75V169H74ZM95 170H98V169H95ZM233 170H234V169H233ZM237 170H238V169H237ZM4 171H5V170L3 169L2 172H4ZM14 171H16V170H13V172H14ZM21 171H22V170H21ZM43 171H41V172H43ZM52 171H53V170H52ZM66 171H67V170H66ZM108 171H110V170L108 169ZM178 171H179V170H178ZM184 171H185V170H184ZM192 171H191L189 174H191ZM195 171H196V172H195ZM205 171H206V170H205ZM240 171H241V170H240ZM246 171H247V170H246ZM18 172H19V171H18ZM18 172H17V173H18ZM47 172H48V173H47ZM88 172H89V170H88ZM103 172H104V171H103ZM169 172L172 173V172H173L172 169H170ZM175 172H176V171H175ZM188 172H189V171H188ZM200 172H202V171H200ZM206 172H207V171H206ZM212 172H213V171H212ZM212 172H210V173H212ZM220 172H221V171H220ZM220 172H219V173H220ZM0 173H1V171H0ZM5 173H6V171H5ZM25 173H26V172H25ZM52 173H53V172H52ZM67 173H68V171H67ZM67 173H66V174H67ZM69 173L71 174V172H69ZM203 173H204V172H203ZM219 173H216V174H219ZM222 173L224 174V171H223ZM222 173H221V174H222ZM29 174H30V173H29ZM64 174H65V172H64ZM64 174H63V177H66V176H64ZM108 174H109V173H108ZM175 174H176V173H175ZM179 174H180V173L177 174L178 177H180ZM205 174H206V173H205ZM223 174H222V175H223ZM241 174H242V172H241ZM47 175H46V177H47ZM53 175H54V174H53ZM53 175H52V176H53ZM58 175H59V171L57 170V175H55V176L57 177ZM60 175H61V174H60ZM71 175H72V174H71ZM103 175H104V174H103ZM109 175H110V174H109ZM192 175H194V174H192ZM209 175H210V174H209ZM212 175H214V174H212ZM227 175H228V174H227ZM3 176H4V173H2V177H3ZM29 176H30V175H29ZM34 176H35V175L32 176V179H33ZM67 176H68V174H67ZM72 176H73V175H72ZM201 176H202V175H201ZM242 176H243V175H242ZM2 177H1V178H2ZM5 177L7 178V176H5ZM46 177H45V179H46ZM49 177H50V175H49ZM56 177H55V178H56ZM58 177H59V176H58ZM58 177H57V178H58ZM60 177H61V176H60ZM60 177H59L58 179H60ZM70 177H71V176H70ZM111 177H112V176H111ZM204 177H205V175H204ZM214 177H215V176H214ZM218 177H219V176H218ZM246 177H247V175H246ZM1 178H0V179H1ZM6 178H4V180H5ZM34 178H35V177H34ZM51 178H53V177H51ZM57 178H56V179H57ZM61 178H62V177H61ZM109 178H110V177H109ZM161 178H162V177H161ZM196 178H197V177H196ZM207 178H208V177H207ZM223 178H225V177H223ZM247 178H248V177H247ZM67 179H68V178H67ZM166 179H167V177L165 178V181H166ZM201 179H202V178H201ZM201 179H200V180H201ZM7 180H8V178H7ZM33 180H34V179H33ZM36 180H37V179H36ZM106 180H107V179H106ZM186 180H187V179H186ZM209 180L211 181L212 178L209 179ZM209 180L207 179V182H210ZM217 180H218V179H217ZM2 181H3V180H2ZM46 181H47V180H46ZM108 181H109V179H108ZM163 181H164V180H162V182H163ZM165 181H164V182H165ZM4 182H6V181H4ZM34 182H35V181H34ZM48 182H49V181H48ZM48 182H47V183H48ZM50 182L52 183L53 180L50 181ZM106 182H107V181H105V184H106ZM166 182H167V181H166ZM188 182H190V181H188ZM223 182H224V181H222V183H223ZM228 182H229V181H228ZM246 182H247V181H246ZM1 183H3V182H1ZM6 183H7V182H6ZM6 183H5V185H6ZM174 183H175V182H174ZM191 183H192V181H191ZM193 183H194V181H193ZM211 183H212V182H211ZM36 184H40V183L38 182V183H36ZM53 184H54V183H53ZM162 184H163V183H162ZM251 184H252V183H251ZM2 185H4V184H2ZM33 185H34V184H33ZM160 185H161V184H160ZM176 185H177L176 187H178V188L181 187L180 189L185 188V186H186V185L184 184V182H179V181L177 182ZM178 185H181V186L179 187ZM182 185H183V186H182ZM191 185H192V184H191ZM212 185H217V183H216V184H212ZM226 185H227V184H226ZM232 185H233V184H232ZM35 186H36V185H35ZM222 186H223V184H222ZM222 186L220 185L221 190H222ZM2 187H3V186H2ZM41 187H42V186H41ZM157 187H158V186H157ZM165 187L167 188L168 186H165ZM165 187H164V188H165ZM174 187H175V185H174ZM174 187H173V188H174ZM206 187H207V189H208V185H207ZM220 187L218 186L219 189H220ZM246 187H247V186H246ZM0 188H1V187H0ZM166 188H165V189H166ZM213 188H214V187H213ZM223 188H224V187H223ZM231 188H232V187H231ZM2 189H3V188H2ZM2 189H1V190H2ZM159 189H161V188H159ZM167 189H168V188H167ZM189 189H191V188L189 187ZM204 189H205V188H204ZM227 189H228V188H227ZM177 190H178V189H177ZM198 190H199V189H198ZM209 190H210V189H209ZM229 190H230V189H229ZM229 190H228V191H229ZM179 191H180V190H179ZM194 191H195V190H194ZM252 191H253V190H252ZM252 191H251V193H252ZM161 192H162V191H161ZM166 192H167V190H166ZM168 192H169V191H168ZM172 192H173V191H172ZM183 192H184V190H183ZM186 192H187V191H186ZM191 192H193L192 189H191ZM191 192H190V193H191ZM196 192H197V190H196ZM199 192H200V190H199ZM204 192H205V191H204ZM211 192L214 193L212 190H211ZM217 192H218V191H217ZM217 192H215V194H217ZM221 192H222V191H221ZM224 192H226V191H224ZM152 193H155V192H152ZM197 193H198V192H197ZM226 193H227V192H226ZM168 194H171V191H170ZM227 194H228V195H230V194L232 195V193L229 194V192H228ZM227 194H226V195H227ZM253 194H255V193H253ZM152 195H153V194H152ZM157 195H158V194H156V196H157ZM171 195H172V194H171ZM186 195H187V193H186ZM196 195H197V194H196ZM149 196H150V195H149ZM161 196H164V195L161 193ZM188 196H189V195H188ZM198 196H199V195H198ZM198 196H197V198H198ZM200 196H201V195H200ZM202 196L204 197V195H202ZM210 196H211V195H210ZM217 196H218V195H217ZM167 197H168L167 195L164 196V198H167ZM205 197H206V196H205ZM258 197H259V195H258ZM164 198H162V199H164ZM168 198H170V197H168ZM177 198H178V197H177ZM185 198H186V197H184V200H185ZM189 198H190V196H189ZM189 198H188V199H189ZM211 198H212V197H210L209 199H211ZM234 198H235V196H234ZM150 199H151V198H150ZM153 199H154V197H153ZM158 199H160L159 195H158ZM162 199L159 200V201H161V202L163 203V205H162L161 202H160V204H161L160 206H161V207H159L158 205H156V206H158V209H159V208H162V209H160V211H161V210H162V211H165L167 204H170V203H169V199H167V200L164 199V202H165V200L168 201L167 204H164V202H163ZM170 199H171V198H170ZM193 199H194V198H193ZM195 199H196V198H195ZM199 199H200V197H199ZM201 199H202V198H201ZM206 199H207V197L205 198V200H206ZM231 199H232V198H231ZM148 200H149V199H148ZM171 200H172V199H171ZM176 200H177V203H178L179 201H182V199H176ZM176 200H173V201H176ZM212 200H213V199H212ZM216 200H217V199H216ZM234 200H235V199H234ZM139 201H140V200H139ZM146 201H147V200H146ZM151 201H155V199H154V200H151ZM156 201H157V200H156ZM156 201H155V203H156ZM173 201H172V202H173ZM202 201H204V200H202ZM238 201H239V199H238ZM142 202H143V201H142ZM142 202H141V203H142ZM200 202H201V201H200ZM205 202H206V201H205ZM75 203H76V202H75ZM138 203H139V202H138ZM148 203H150V202H148ZM148 203H146V205H148ZM153 203H154V202H153ZM155 203H154V204H155ZM165 203H166V202H165ZM173 203H174V202H173ZM177 203H176V204H177ZM194 203H195V200H194ZM210 203H211V200H210ZM76 204H78V206H79V205L82 206V204H80L79 202H77ZM76 204H74V205L72 204L73 207H75V209H76ZM174 204H175V203H174ZM178 204H180L181 208L183 207L182 209H184V210L187 209V210H188L189 215L192 216L191 218L196 217V220H198V219H197V213L200 212V211H197V208H196L195 206H191V204H192L191 201H188L187 198H186V201H184V202H182V203H178ZM178 204H177V206H178ZM64 205H65V204H64ZM67 205H68V204H66L65 207H67ZM146 205H145V206H146ZM205 205H206V204H205ZM207 205H210V204L208 203ZM222 205H223V204H222ZM229 205H230V203H229ZM142 206H143V205H142ZM145 206H144V208H145ZM152 206H153V204H152ZM156 206H154L153 208H156ZM164 206H165V207H164ZM168 206H170V205H168ZM168 206H167V207H168ZM174 206H175V205H174ZM177 206H176V207H177ZM212 206H214V205H212ZM69 207H70V206H69ZM136 207H137V206H136ZM140 207H141V206H139V208H140ZM163 207H164V208H163ZM170 207L172 208L173 205H171ZM210 207H211V206H210ZM219 207H222V206H219ZM251 207H252V206H251ZM63 208H64V207H63ZM71 208H72V207H71ZM141 208H142V207H141ZM144 208H143V209H144ZM148 208H149V206L147 207V209H148ZM171 208H170V210L167 209L168 211L165 212V213L163 212V214H162V215L165 216V217H164V216H162V217L167 218L166 220H168V221H166V222H168V224H167V225L169 226L168 228H172V227H176V226H179V225H183V224H181V222L176 223L177 221H175V220H176L177 218H175V217H176V216L178 217V216H181V215H183L184 217H185V216L188 217L187 214L185 215V214H184V211H181V212H178V213H174V212L171 211V210H172ZM205 208H206V207H205ZM65 209L68 210L69 208H65ZM75 209H74V211H76ZM78 209H79V208H78ZM84 209L86 210V208H84ZM173 209L175 210L176 208L174 207ZM81 210H83V207L81 208ZM81 210H79V211H81ZM85 210H84V212H85ZM174 210H173V211H174ZM176 210H177V209H176ZM176 210H175V211H176ZM243 210H244V209H243ZM71 211L73 212L72 209H71ZM137 211H138V210H137ZM143 211H144V210H143ZM146 211H147V210H146ZM151 211H154V209L151 210V208H150V212H149V213H151ZM158 211H159V210H158ZM212 211H214V209H213ZM240 211H241V210H240ZM259 211H260V210H259ZM44 212H45V211H44ZM55 212H56V211H55ZM67 212H68V211H67ZM76 212H77V211H76ZM81 212H82V211H81ZM84 212H83V213H84ZM139 212H140V211H139ZM188 212H187V213H188ZM40 213H41V212H40ZM42 213H43V212H42ZM42 213H41V215H44V213H43V214H42ZM56 213H57V212H56ZM56 213H55V215H58V214H56ZM145 213L147 214L148 212H145ZM160 213H162V212H160ZM160 213H159V214H158V213H155V214H156V216H157V214H158V217H160V219L162 220L163 218L161 217ZM250 213H251V212H250ZM45 214H46V213H45ZM68 214H69V215H72V214H75V213H72V214H71V212H68ZM76 214H77V213H76ZM78 214H80V213H78ZM91 214H92V213H91ZM155 214H154V215H155ZM202 214H203V213H202ZM243 214L245 215V212H244ZM251 214H252V213H251ZM41 215H40V216H41ZM50 215H51V213H50ZM55 215H54V217H55ZM80 215H81V217H82V213H81ZM203 215H206V214H203ZM246 215H247V214H246ZM45 216H46V218L48 219L47 215H44V217H42V218L44 219ZM141 216L143 217V215H141ZM144 216H146V215L144 214ZM151 216H152V214H151ZM151 216H150V217H151ZM200 216H202V215H200ZM251 216H253V215H251ZM38 217H39V216H38ZM58 217H59V219H61V221L58 220V218H57L58 221H55V220H54L55 223H59V221H60V222L63 221V218H60L59 215H58ZM73 217H75V216H73ZM73 217H72V218H73ZM93 217H94V216H93ZM150 217L148 218V223H149V221H150V220H149ZM205 217H206V216H205ZM55 218H56V217H55ZM55 218H54V219H55ZM72 218H71V219H72ZM83 218H84V217H83ZM137 218H138V217H137ZM139 218H140V217H139ZM73 219L75 220L76 218H73ZM77 219H79V217H78ZM144 219H145V217H144ZM158 219H159V218H158ZM188 219H190V217H189ZM206 219H207V218H206ZM48 220H50V219H48ZM74 220H73V221H74ZM146 220H147V219H146ZM146 220H145V221L143 220V221L146 223ZM161 220H160L159 222H161ZM163 220H164V219H163ZM177 220H178V219H177ZM181 220H183V219H180L179 221H181ZM191 220H193V219H191ZM50 221H52V220H50ZM64 221H65V220H64ZM139 221L142 222V219H140ZM205 221H206V220H205ZM76 222L78 223V221H76ZM80 222L83 223V222H86V221H82V220H80ZM87 222H88V221H87ZM87 222H86V224H87ZM95 222H96V221H95ZM137 222H138V221H137ZM140 222H139V223H140ZM144 222H143V224H144ZM151 222H152V221H151ZM163 222H164V221H162V224H163ZM62 223H63V222H62ZM66 223L70 224V225H68V227H69V226L71 227L72 224L69 222V220H67ZM82 223H81V224H82ZM202 223H203V222H202ZM83 224H84V223H83ZM151 224H152V223H150V225H151ZM164 224H165V223H164ZM164 224H163V225H164ZM184 224H185V223H184ZM193 224H194V221H193L192 225H193ZM197 224H198V221H197ZM237 224H238V223H237ZM62 225H64V224H62ZM84 225H85V224H84ZM84 225H83V226H84ZM95 225H96V224H95ZM137 225H138V223L136 224V227H137ZM157 225H158V224H157ZM167 225H166V226H167ZM83 226H82V227L79 226V228H78L79 231L84 230V229H80V228H84V227H85V226H84V227H83ZM86 226H87V225H86ZM97 226H98V225H97ZM139 226H140V225H139ZM155 226H156V225H155ZM164 226H165V225H164ZM183 226H184V225H183ZM183 226H181V227H183ZM197 226H198V225H197ZM197 226H195V227H197ZM59 227H60V226H59ZM63 227H64V226H63ZM66 227H67V226H66ZM70 227H69V229H70ZM77 227H78V226H77ZM94 227H95V226H94ZM142 227H144V225H142ZM159 227H160V226H159ZM181 227H180V228H181ZM260 227H261V226H260ZM60 228H61V227H60ZM85 228H86L85 230H86V232H87L88 229H87V227H85ZM149 228H150V226H149ZM157 228H158V226H157ZM168 228H167V230H168ZM177 228H178V227H177ZM183 228H185V227H183ZM190 228H191V226H190ZM192 228L194 229L193 226H192ZM222 228H223V227H222ZM63 229H64V228H63ZM63 229H62V230H63ZM67 229H68V228H67ZM67 229H64V230H67ZM69 229H68V230H69ZM73 229H74V230H73ZM73 229H72V231L75 232L76 229H75V228H73ZM138 229H139V227H138ZM140 229H141V228H140ZM144 229H145V228H144ZM144 229H143V230H144ZM147 229H148V228H147ZM158 229H161V228H158ZM158 229H157V231H158ZM174 229H175V228H174ZM262 229H263V228H262ZM85 230H84V232H85ZM135 230H136V228H135ZM164 230H165V231H164V234H167V233L170 234V232H172V234H170V235L168 234L169 237H170L171 235H174V234H175V233L173 234V232L175 231V230L172 231L173 229H171L170 232H167L166 229H164ZM178 230H179V228H178ZM185 230H186V229H185ZM216 230H217V229H216ZM216 230H215V231H216ZM246 230H247V229H246ZM256 230H257V229H256ZM88 231H89V230H88ZM137 231H138V230H137ZM137 231H136V233H137ZM140 231H141V230H140ZM168 231H169V230H168ZM180 231H181V230H180ZM189 231H190V230H189ZM217 231H218V230H217ZM219 231H220V230H219ZM253 231H254V229H253ZM257 231H258V230H257ZM257 231H256V233H255L256 237H258V235H259V233L257 234ZM259 231H260V228H259ZM259 231H258V232H259ZM262 231H263V230H262ZM65 232H66V231H65ZM84 232H83V233H84ZM143 232H145V231H143ZM165 232H167V233H165ZM220 232H221V231H220ZM248 232H249V231H248ZM77 233H78V232H77ZM250 233H251V232H250ZM260 233H261V232H260ZM66 234H67V236L69 235L68 231L66 232ZM149 234H150V233H149ZM153 234H154V233H153ZM158 234H159V231H158ZM207 234H208V232H207ZM252 234H254V232L251 233V235H252ZM71 235H72V234H71ZM73 235H74V233H73ZM78 235H79V234H77L76 236H78ZM139 235H140V234H139ZM180 235H182V234H180ZM205 235H206V234H205ZM209 235H211V234H209ZM251 235H250V236H251ZM145 236H146V235H145ZM147 236H148V235H147ZM186 236H188V234H186ZM191 236H192V235H191ZM206 236H207V235H206ZM68 237H69V236H68ZM151 237H152V236H151ZM159 237H160V236H159ZM169 237H168V238H169ZM256 237H255V239H256ZM260 237H261V236H260ZM70 238H71V237H70ZM168 238H166V239H168ZM170 238H171V237H170ZM213 238H214V237H213ZM258 238H259V237H258ZM140 239H141V238H140ZM150 239H151V238H150ZM173 239H174V237H173ZM175 239H176V238H175ZM197 239H198V237H197ZM224 239H225V238H224ZM253 239H254V238H253ZM255 239H254V241H255ZM157 240H158V239H157ZM169 240H170V239H169ZM169 240H168V241H169ZM214 240H215V238H214ZM247 240H248V239H247ZM142 241H143V240H142ZM151 241H153V240L151 239ZM154 241H155V240H154ZM154 241H153V242H154ZM159 241H161V240H158V243H159ZM168 241H167V243H168ZM174 241H175V240H174ZM190 241H191V240H190ZM194 241H195V240H194ZM203 241H204V240H203ZM217 241H219L218 238H217ZM260 241H261V240H260ZM156 242H157V241H156ZM221 242H222V241H221ZM158 243H157V244H158ZM175 243H176V242H175ZM202 243H203V242H202ZM145 244H146V243H145ZM149 244H150V243H149ZM162 244H163V241H162ZM173 244H174V243H173ZM195 244H196V243H195ZM250 244H251V243H250ZM263 244H264V243H263ZM142 245H143V244H142ZM163 245H164V244H163ZM177 245H178V244H177ZM199 245H201V244H199ZM199 245H198V246H199ZM202 245H203V244H202ZM167 246H168V245H167ZM140 247H141V249H145V248L147 247V245H146V247H145V246H143V247L140 246ZM140 247H139V248H140ZM183 247H184V246H183ZM139 248H138V250H139ZM169 248H170V247H169ZM169 248H168V249H169ZM177 248L179 249L180 247L177 246ZM192 248H193V247H192ZM198 248L200 249V247H198ZM205 248H206V247H205ZM243 248H244V247H243ZM258 248H261V245H260V247H258ZM262 248H263V245H262ZM136 249H137V248H136ZM141 249H140V250H141ZM183 249H184V248H183ZM186 249H187V248H186ZM195 249H196V248H195ZM216 249H217V248H216ZM255 249H256V245H255ZM134 250H135V249H134ZM150 250H151V249H150ZM150 250L147 249L148 252H149ZM166 250H167V249H166ZM172 250H173V249H172ZM172 250H171V251H172ZM179 250H180V249H179ZM181 250H182V249H181ZM187 250H188V249H187ZM191 250H192V249H191ZM197 250H198V249H197ZM201 250H202V249H201ZM212 250H213V249H212ZM241 250H242V249H241ZM246 250H247V249H246ZM253 250H254V248H253ZM71 251H72V250H71ZM130 251H133V249L130 250ZM135 251H137V250H135ZM153 251H154V250H153ZM167 251H169V250H167ZM174 251H175V250H173V252H174ZM68 252H69V251H68ZM79 252H80V251H79ZM137 252L140 253L139 251H137ZM145 252H146V251H145ZM148 252H147V253H148ZM151 252H152V251H151ZM198 252H200V251H198ZM224 252H226V251L224 250L222 253H224ZM251 252H252V251H251ZM258 252H259V249H258ZM258 252L256 251V253H258ZM63 253H64V252H63ZM65 253H66V252H65ZM80 253H81V252H80ZM133 253H135V252H133ZM141 253H142V251H141ZM147 253H143V254L146 255ZM154 253H155V251H154ZM154 253H153V254H154ZM164 253H166V251H165ZM169 253H170V251H169ZM217 253H218V252H217ZM241 253H243V252L241 251ZM253 253H254V251H253ZM260 253H261V252H260ZM143 254H142V255H143ZM151 254H152V253H151ZM166 254H167V253H166ZM190 254H191V253H190ZM190 254H189V255L186 254V255H187V256H186L187 259L185 258V259H186L185 261L192 260L191 258H189V257H190ZM227 254H228V253H227ZM129 255H130V257H131V254H129ZM168 255H170V254H168ZM171 255L173 256V254H171ZM171 255H170V256H171ZM216 255H218V254H216ZM242 255H244V254H242ZM258 255H259V254H258ZM261 255H262V254H261ZM66 256H67V255H66ZM139 256H140V255H139ZM147 256H148V255H147ZM150 256H151V255H150ZM191 256H192V255H191ZM193 256H194V255H193ZM193 256H192V257H193ZM218 256H219V257H222V258H221V261H222V260L224 261V258H225V257L223 258V256H220V254H219ZM240 256H241V254H240ZM250 256L252 257L253 255H250ZM250 256H249V257H250ZM142 257H143V256H141V258H142ZM148 257H149V256H148ZM151 257H153V256H151ZM168 257H169V256H168ZM194 257H196V256H194ZM232 257H233V255H232ZM236 257H237V252H236ZM255 257H256V256H255ZM127 258H128V257H127ZM252 258H254V257H252ZM257 258H258V257H257ZM257 258H256V259H257ZM259 258H260V260H261V257H260V256H259ZM122 259H123V258H122ZM124 259H125V258H124ZM229 259H230V258H226L225 261H228V262H226V263H229V261H232V258H231V260H229ZM237 259H238V258H237ZM249 259H250V258H249ZM249 259H248V262H249ZM263 259H264V257H263ZM118 260H121V259H118ZM133 260H136V264H137V263H143V262H137L138 258H137V259L134 258ZM133 260H132V261H133ZM199 260H200V259L198 258V261H199ZM202 260H203V258H202ZM238 260H239V259H238ZM238 260H237V261H238ZM250 260H251V259H250ZM258 260H259V259H258ZM140 261H141V260H140ZM142 261H143V259H142ZM151 261H153V260H151ZM164 261H165V260H164ZM192 261H193V260H192ZM198 261H196V262L198 263ZM223 261H222V262H223ZM225 261H224V263H225ZM233 261H234V260H233ZM235 261H236V260H235ZM251 261H254V260H251ZM120 262H121V261H120ZM129 262H130V263H129ZM156 262H157V261H156ZM193 262H194V261H193ZM196 262H194V263L196 264ZM201 262H202V261H200V263H201ZM245 262L248 263L247 261H245ZM261 262L264 263V261H262V260H261ZM154 263H155V261H154ZM202 263L205 264L206 262H205V263L202 262ZM213 263H214V262H213ZM224 263H223V264H224ZM231 263H232V262H231ZM236 263H237V262H236ZM249 263H251V262H249ZM119 264H120V263H119ZM127 264H134V263L131 262V260H128V263H127ZM144 264H145V263H144ZM188 264H190V261H189ZM206 264H208V263H206ZM209 264H210V263H209ZM214 264H215V263H214ZM244 264H245V263H244ZM257 264H259V263H257Z\"/></svg>",
	"mask_w": 264,
	"mask_h": 264
},
{
	"label": "clouds",
	"instance_id": "9594fccd",
	"mask_svg": "<svg viewBox=\"0 0 264 264\" xmlns=\"http://www.w3.org/2000/svg\"><path fill=\"white\" fill-rule=\"evenodd\" d=\"M188 102L203 115L211 117L223 103V82L212 69L195 70L192 77L183 85Z\"/></svg>",
	"mask_w": 264,
	"mask_h": 264
}]
</instances>
